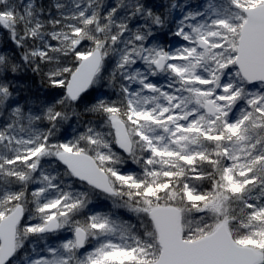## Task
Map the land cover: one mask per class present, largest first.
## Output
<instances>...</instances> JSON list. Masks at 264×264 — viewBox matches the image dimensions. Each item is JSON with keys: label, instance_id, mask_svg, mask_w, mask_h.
<instances>
[{"label": "snow or ice", "instance_id": "snow-or-ice-1", "mask_svg": "<svg viewBox=\"0 0 264 264\" xmlns=\"http://www.w3.org/2000/svg\"><path fill=\"white\" fill-rule=\"evenodd\" d=\"M0 264H264V0H0Z\"/></svg>", "mask_w": 264, "mask_h": 264}]
</instances>
